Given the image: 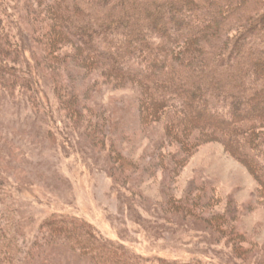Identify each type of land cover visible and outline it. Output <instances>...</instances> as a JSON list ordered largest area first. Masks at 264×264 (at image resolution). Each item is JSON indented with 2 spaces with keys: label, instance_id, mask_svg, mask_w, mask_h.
Returning a JSON list of instances; mask_svg holds the SVG:
<instances>
[{
  "label": "rangeland",
  "instance_id": "obj_1",
  "mask_svg": "<svg viewBox=\"0 0 264 264\" xmlns=\"http://www.w3.org/2000/svg\"><path fill=\"white\" fill-rule=\"evenodd\" d=\"M1 1L10 4L4 16L20 21L13 33L32 79L0 78V226L17 242L6 264H264V123L239 129L208 109L191 117L173 99L207 128L188 121L186 133L202 140L184 155L169 138L176 121L149 117L152 108L141 105L146 79L109 69L53 26L58 0ZM230 1L240 0L214 1L208 33L176 40L172 30L149 31L174 43L175 54L159 53L169 51L165 66L180 67L187 55L207 66L234 64V55L216 61L220 37L228 50L237 35L243 48L252 43L242 31L264 14V0L236 10L226 7ZM253 108L245 107L251 114L242 121L264 112V104ZM123 153L134 166L114 165ZM91 227L108 253L84 246L79 229Z\"/></svg>",
  "mask_w": 264,
  "mask_h": 264
},
{
  "label": "trees",
  "instance_id": "obj_2",
  "mask_svg": "<svg viewBox=\"0 0 264 264\" xmlns=\"http://www.w3.org/2000/svg\"><path fill=\"white\" fill-rule=\"evenodd\" d=\"M214 1L217 0H58L59 11L56 13L53 26H56L65 39L74 38L86 47L88 57L93 56L105 61L109 69L139 74L146 79V82L143 81L145 89L141 97V105L145 109L152 108L149 117L154 119L159 118L160 113L169 114L179 128L171 130L169 138L173 142H178L183 152L186 150L187 153H193L202 139L200 135L190 136L186 133L188 121L194 122L197 126L201 125L204 129L207 128L200 124L201 122L198 123L197 120L190 118L187 113L181 114L180 106L177 101L172 103L173 99L174 101L180 99L181 106L187 109L191 117L194 116V110L208 109L212 117L219 116L232 126L239 122L237 123L239 129H254L259 122L264 123V112L254 120L242 121L241 118L243 115L249 117L251 114V111L245 110L248 104L254 106L253 110L264 104L263 13L254 20L251 19L252 17L248 18L251 27L248 26L242 33L252 37L254 41L245 48L242 45L243 36L237 37V35L233 51L228 50L224 44L227 41L224 40V35H221L220 40L221 43L224 42L222 43L224 45H217L218 54L214 56L216 58L218 56L220 61L213 56L209 59L222 62L225 59L224 56L231 59L234 55V64L229 63L224 68L218 63L207 66L204 59L200 62L198 56L187 55L185 59L189 62L180 64L181 68L172 66L170 69L169 65L165 66L169 51L162 57L159 53L171 49V55L175 54L171 47L174 45L173 41L168 35L163 39H157L149 32L154 28L157 31L166 28L172 30L171 32L177 36L176 40L184 34L188 36L191 35L189 33L196 35L208 33L202 31L216 20ZM232 3L226 4L230 10H236L238 6L251 3L256 4L254 7L260 6V0L257 2L240 0L238 6H233ZM9 6V3L0 0V78L14 80L24 76L26 80L31 81V77L25 76L23 72L26 71L20 65L24 54L22 40L19 35L13 33L16 23L20 21L8 19L9 14L4 16V11L6 12ZM202 8H204V14L200 13ZM166 17L170 18L168 23H166ZM53 40L50 37V49L56 45ZM235 52L240 55L237 57ZM204 58L206 59L207 56L204 55ZM181 74L185 75V82L177 80L176 75ZM184 83L189 84L190 94L183 89ZM72 92L76 93V89L72 88ZM223 109L229 111L223 113ZM141 123L146 125L143 120ZM184 155H186L185 152ZM113 160L117 168L134 166L127 156L120 162L121 164L118 158ZM179 211L183 210L179 208ZM68 215L72 217L70 219L88 224L86 217ZM79 230L81 237L87 238V242L83 243L84 246L91 248V245H94L93 249L100 250L108 248L106 243H103L101 234L92 227L88 230ZM3 231L0 226V264H6L8 258L14 257L9 250L17 243L13 237L4 236ZM117 254L118 252L115 256Z\"/></svg>",
  "mask_w": 264,
  "mask_h": 264
}]
</instances>
